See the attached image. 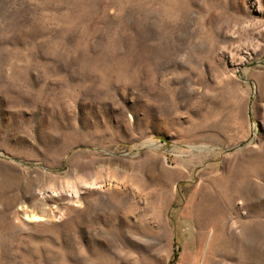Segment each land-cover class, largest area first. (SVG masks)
I'll return each instance as SVG.
<instances>
[{
    "label": "rangeland",
    "instance_id": "1",
    "mask_svg": "<svg viewBox=\"0 0 264 264\" xmlns=\"http://www.w3.org/2000/svg\"><path fill=\"white\" fill-rule=\"evenodd\" d=\"M0 264H264V0H0Z\"/></svg>",
    "mask_w": 264,
    "mask_h": 264
}]
</instances>
